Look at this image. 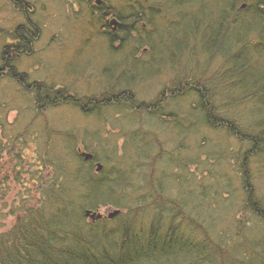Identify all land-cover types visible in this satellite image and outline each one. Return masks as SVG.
I'll return each instance as SVG.
<instances>
[{"label": "rangeland", "instance_id": "1", "mask_svg": "<svg viewBox=\"0 0 264 264\" xmlns=\"http://www.w3.org/2000/svg\"><path fill=\"white\" fill-rule=\"evenodd\" d=\"M104 1L125 16L122 22L128 27L131 12L145 6L141 8L144 19L140 24L143 23L141 27L146 30L130 34L123 46L125 49L117 48L118 41L109 46L101 17L91 12L94 0H27L30 16L39 32L32 54L19 56L17 69L29 75L30 84H45L55 90L67 87L81 96L100 94L107 80L105 73L113 79L130 75V71L124 69L126 62L123 60L129 55L131 62H138L132 72L137 79L136 99L154 100L163 88L177 79L174 73L178 72L170 70V64L168 66L172 61L168 52L173 47L171 41L169 47L162 46L163 35L167 39H177L190 24L198 22L203 12L212 11L214 20L218 15L216 8L223 5L220 0H199L184 6L177 5L180 0ZM202 18L205 21L206 17ZM24 20L12 0H0V51L13 41L9 34ZM240 27L237 24L235 32H241ZM254 34L252 31V38ZM121 35V32L117 34L119 38ZM249 42L256 41L250 39ZM152 44L155 52L144 51L152 48ZM202 48L197 45L198 55L194 57L188 50L181 53L177 62L173 61L174 65L186 69L180 70L188 76L186 80L196 81L199 74L208 79L211 98L222 118L234 119L241 127L252 124L264 127V45L259 52L248 47L240 54L246 64L237 70L235 78L225 74L229 63L224 55L203 53ZM241 48L235 46L228 51L235 54ZM130 61L129 64H135ZM1 79L0 232L13 225L22 199L33 206L36 204L39 199L37 184L54 181L53 172L57 168L71 166L66 145L71 141L68 138H74V149L100 152L110 158L107 167L116 166L117 160L126 169L133 166L132 182L142 186L147 181L143 190H139L144 200H148L147 186L160 183L165 196L177 198L185 206L186 213L206 225L216 242L220 239L232 247L236 256L238 251L244 253L246 250L241 244L243 236L253 240L263 233L261 224L244 209L239 162L248 144H241L225 130H215L202 122L201 112L192 107L198 101L195 92L169 101L164 108L163 113L167 115L176 108L180 110L177 116L182 123L178 126L154 116H139L124 106L105 110L107 119L100 120L84 116L70 105L38 111L32 92L10 78ZM257 89V98L248 96ZM115 148L117 154L111 156ZM135 148L147 152L145 157L138 158ZM249 166L256 194L264 195V156L254 157ZM151 167L154 172L150 177ZM36 175L40 177L34 179ZM110 208L116 207L100 205L98 211L107 213Z\"/></svg>", "mask_w": 264, "mask_h": 264}, {"label": "trees", "instance_id": "2", "mask_svg": "<svg viewBox=\"0 0 264 264\" xmlns=\"http://www.w3.org/2000/svg\"><path fill=\"white\" fill-rule=\"evenodd\" d=\"M220 1L223 5L216 8L218 15L214 18L215 21L211 17L212 11L206 14L203 12L205 16L202 14L198 22L190 24L177 39H167L163 35V47H169L170 41L172 43L173 49L168 52L172 61L168 66L170 64V70L178 71L174 73L177 79L148 102L136 99L134 87L137 79L132 72L138 62H131L129 55L123 60L126 62L124 69H128L130 75L122 73L121 78L113 79L109 73H105L107 80L100 94L81 96L76 91L70 92L67 87L55 90L45 84H30L27 80L29 75L18 71L17 62L19 56L32 54L39 27L30 16L27 0H12L25 20L9 34L13 41L6 43L0 51V80L1 77L10 78L23 89L32 92L38 111L70 105L84 116L100 120L107 119L105 112L114 106H124L123 108L130 109L139 116H154L162 121L165 119V123L176 125L182 123L177 116H180V110L176 108L173 115H167L163 113L164 108L169 101L182 99L195 92L198 101L192 107L201 112L199 116L202 122L215 130H225L241 144H248L239 162L245 196L244 209L264 229V195L256 194L249 173V162L254 157L264 156V127L257 125V128L255 124L241 127L234 119L222 118L211 98L208 79L199 74L196 81L186 80L188 76L181 74L186 69L176 67L173 63L187 50L191 51L193 57L198 55L196 50L199 45L203 47L200 50L203 53L224 55L229 63V70L225 74L235 78L237 70L246 64L240 54L245 53L248 47H253L257 52L262 49L264 0ZM194 2L199 0H180L177 5H190L195 4ZM243 3L245 5L241 7ZM143 7L145 6L131 12L129 27L122 22L123 14L113 9L112 12L118 16L121 25L116 33L104 31L110 47L118 41L120 44L118 43L117 48L122 50L129 41L130 34L137 35L140 30H146L140 24L144 19L141 16ZM202 17H206L205 21ZM237 24L241 25V32H235ZM252 31L255 38L251 37ZM119 32L122 33L120 38L117 36ZM164 33L168 34L167 31ZM250 39L257 43H250ZM239 45L242 47L238 50L239 53L236 51L232 54L228 51L231 47H240ZM145 49L148 53L151 50L155 52L153 44L152 48ZM252 51L255 52L253 49ZM163 58L161 57L162 60ZM129 61L135 64L131 65ZM205 68L206 65L202 73ZM254 90L248 95L251 98L259 95V89ZM68 139L71 141L67 142L66 155L71 166L65 165L61 170L57 168L53 172L54 181L47 180L43 184H37L39 199L34 206L23 199L18 204L15 222L8 230L0 232V264H264V230L257 239L248 240V237L243 236L241 244L246 250L244 253L238 251L236 256L232 247L229 248L220 239L216 242L206 225L200 224L196 217L186 213L185 206L177 198L165 196L160 183L147 186L148 200H144L141 193L147 181L142 186L132 182L133 166L126 169L117 160L116 166L107 167L110 158L100 152L85 149L93 155L86 160L79 154L78 148L74 149V138ZM135 150L138 158H144L147 154L143 150L144 153L138 151V148ZM116 152V148L112 149L111 156H116ZM98 161L102 162L103 168L96 173L94 163ZM151 168L150 177L154 172V168ZM39 177L36 175L34 179ZM100 205L114 206L120 209V213L111 219L89 221L84 210H95ZM240 227L243 229V223Z\"/></svg>", "mask_w": 264, "mask_h": 264}, {"label": "flooded vegetation", "instance_id": "3", "mask_svg": "<svg viewBox=\"0 0 264 264\" xmlns=\"http://www.w3.org/2000/svg\"><path fill=\"white\" fill-rule=\"evenodd\" d=\"M95 4L91 5L92 7V13L93 14H99V16L102 19V26L106 29L104 31L110 32H117V29H119L121 23L118 16H115L112 12L113 9L104 1V0H94ZM125 16L123 15L122 18ZM116 21V24H114L112 21ZM143 24V23H142ZM116 26V27H115ZM104 29V28H103ZM109 29V30H108Z\"/></svg>", "mask_w": 264, "mask_h": 264}, {"label": "water", "instance_id": "4", "mask_svg": "<svg viewBox=\"0 0 264 264\" xmlns=\"http://www.w3.org/2000/svg\"><path fill=\"white\" fill-rule=\"evenodd\" d=\"M244 3L241 4V7H244ZM114 24H116V21H112ZM80 155L83 156L84 159H91L93 157V155L90 152H86V151H80ZM96 171L99 172L102 169V163L100 162H96ZM120 212L119 209L117 208H111L109 211H107V213H101L98 210H93V209H85L84 210V215L90 219L91 221H96L97 219H101L103 216L111 219L114 218L116 215H118Z\"/></svg>", "mask_w": 264, "mask_h": 264}, {"label": "bare ground", "instance_id": "5", "mask_svg": "<svg viewBox=\"0 0 264 264\" xmlns=\"http://www.w3.org/2000/svg\"><path fill=\"white\" fill-rule=\"evenodd\" d=\"M115 27H116V26H115ZM86 160H87V159H86ZM95 163H96V162H95ZM95 163H94V171L97 173ZM87 264H90V263H87Z\"/></svg>", "mask_w": 264, "mask_h": 264}]
</instances>
